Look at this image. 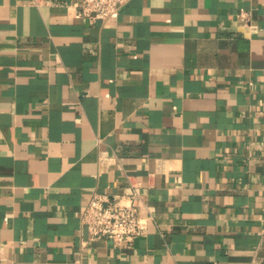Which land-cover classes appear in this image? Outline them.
I'll list each match as a JSON object with an SVG mask.
<instances>
[{
	"label": "crops",
	"instance_id": "obj_1",
	"mask_svg": "<svg viewBox=\"0 0 264 264\" xmlns=\"http://www.w3.org/2000/svg\"><path fill=\"white\" fill-rule=\"evenodd\" d=\"M0 0V264H264V0ZM146 232L89 239L93 192Z\"/></svg>",
	"mask_w": 264,
	"mask_h": 264
},
{
	"label": "built area",
	"instance_id": "obj_2",
	"mask_svg": "<svg viewBox=\"0 0 264 264\" xmlns=\"http://www.w3.org/2000/svg\"><path fill=\"white\" fill-rule=\"evenodd\" d=\"M129 0H76L78 16L90 20L110 19ZM138 195L111 196L93 192L81 214L89 239H112L117 245H130L135 237L146 232L150 215H141L136 204Z\"/></svg>",
	"mask_w": 264,
	"mask_h": 264
}]
</instances>
